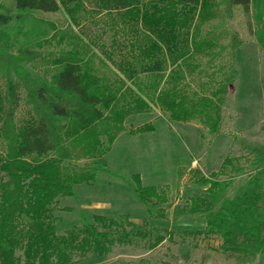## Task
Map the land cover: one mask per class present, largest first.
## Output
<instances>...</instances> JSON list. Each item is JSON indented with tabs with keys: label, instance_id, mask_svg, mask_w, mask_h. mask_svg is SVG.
I'll return each instance as SVG.
<instances>
[{
	"label": "trees",
	"instance_id": "trees-1",
	"mask_svg": "<svg viewBox=\"0 0 264 264\" xmlns=\"http://www.w3.org/2000/svg\"><path fill=\"white\" fill-rule=\"evenodd\" d=\"M14 3L20 24L13 29L7 30L9 17L0 12V264H72L87 254H107L113 245L128 243L134 235L158 244L171 230L146 219L141 230L127 217L100 213L90 218L82 214L77 224L57 233L58 199L74 196L79 184L96 181L97 165L119 133L154 129L151 124L126 128L129 102L137 110H150L155 101L176 120L205 110L203 124L208 133H217L228 87L236 77L233 52L239 42L235 34L229 59L220 64L223 47L208 51L206 62L189 81L171 90L157 91L141 78L159 73L164 55L176 64L192 49L209 48L238 8L249 15L255 4L252 17L262 22L264 0ZM61 7L83 39L85 54L17 42L19 35H46L44 29L35 31L42 25L54 27L42 14ZM28 18L31 27L23 29ZM208 20L218 21V30L198 37V25ZM254 34L264 48L263 25ZM226 64L228 70L223 71ZM39 66L53 69L39 73ZM215 71L224 76L213 90ZM239 175L248 177L249 186L219 200ZM192 176L208 195L190 196L182 210L205 218L203 231L222 238L220 247L234 257L235 264H261L260 259L253 262L264 253V152L252 147L246 155H227L216 171L204 175L193 168ZM130 180L149 216H162L163 209L153 205L168 201L166 190L144 185L138 173H132Z\"/></svg>",
	"mask_w": 264,
	"mask_h": 264
},
{
	"label": "rangeland",
	"instance_id": "rangeland-1",
	"mask_svg": "<svg viewBox=\"0 0 264 264\" xmlns=\"http://www.w3.org/2000/svg\"><path fill=\"white\" fill-rule=\"evenodd\" d=\"M256 9L253 4L250 14L246 15L238 8L235 18L226 19L222 24L220 36L213 39L209 48L192 49L176 64L164 55L162 70L141 78L148 86H155L157 91L171 90L189 81L191 75L206 62L208 51L216 52L223 47L220 64L229 59V44L235 34L239 42L233 52L236 77L228 87L221 108L218 132L208 133L202 121L205 110L191 118L176 120L170 117V111L164 105L155 101L150 110H137L129 102L125 105L129 109L124 118L126 128L151 124L154 129L135 134L127 131L119 133L104 153L103 161L97 165L96 181L90 185H77L74 196L60 197L58 208L54 211L58 217L57 233H63L77 224L82 214L90 218L93 213H100L116 219L127 217L141 230V223L146 219L154 226L171 230V235L155 245L149 244L146 237L134 235L128 243L113 245L107 254H87L76 258L72 264H235L234 257L222 251V238L203 231L205 218L186 213L182 208L190 196L208 195L205 187L195 182L193 168L208 175L219 168L227 155H246L252 147L264 152V48L254 34L258 26L264 27V17L262 22L257 23L252 17ZM262 11L264 13V8ZM0 12L9 17L7 30L20 24L15 16L14 0H0ZM42 16L52 21L54 27H37L36 32L44 29L47 34L19 35L18 43L29 41L33 48L71 49L85 54L84 41L78 36L77 28L70 25L62 7L55 13H43ZM30 21V18L26 19L23 29L31 27ZM218 23L216 20L201 23L197 36H206L210 29L217 31ZM90 28L93 30L92 25ZM104 39L108 40V35H104ZM51 69L52 66H39L36 71L50 72ZM222 70H228L227 64ZM223 73L214 72L215 81L211 89L214 90L222 81ZM132 173H138L144 185L166 190L168 201L153 205V208L163 209L162 216H149L147 206L130 186ZM248 186V177L239 175L219 200L230 198ZM259 259L264 264V253L253 263H258Z\"/></svg>",
	"mask_w": 264,
	"mask_h": 264
}]
</instances>
